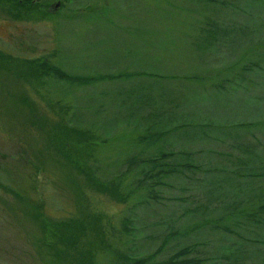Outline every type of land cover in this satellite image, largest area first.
I'll list each match as a JSON object with an SVG mask.
<instances>
[{
  "label": "rangeland",
  "instance_id": "374dc122",
  "mask_svg": "<svg viewBox=\"0 0 264 264\" xmlns=\"http://www.w3.org/2000/svg\"><path fill=\"white\" fill-rule=\"evenodd\" d=\"M26 1L37 4L21 20L0 7V182L21 195L0 187V264H49L43 216L89 212L100 219L80 239L95 264H160L190 244L184 258L197 264H259L264 232L249 215L261 211L264 166L241 170L250 144L264 164V0ZM206 16L224 32H202ZM36 59L83 77L141 73L79 84L35 76ZM62 121L85 133L68 140L82 170L47 142ZM155 159L190 167L157 186L144 177Z\"/></svg>",
  "mask_w": 264,
  "mask_h": 264
},
{
  "label": "trees",
  "instance_id": "16d2710c",
  "mask_svg": "<svg viewBox=\"0 0 264 264\" xmlns=\"http://www.w3.org/2000/svg\"><path fill=\"white\" fill-rule=\"evenodd\" d=\"M33 2L34 1L28 2L26 0H4V1L0 0V7H5V13H8L13 19L21 20L24 18V16H28V14L33 9V6L36 5L37 4L36 2H38V1L35 2L36 4H34ZM4 3L7 4V6ZM210 20L211 19L209 17H207V16L204 17V20L202 22L203 26L201 28L202 32H206V31H213L212 33H216L217 31H221L222 33L224 32L223 29L219 28V26H217V28H216L213 25H210L211 23H213ZM215 29H217V31H215ZM216 34H218V33H216ZM207 35H209V34H207ZM207 38L211 39L212 37L207 36ZM218 38H219V36H217L213 39H215V41H216ZM200 48H202V46H200ZM34 62L37 65L40 64L41 65L40 67L42 68L39 70L38 67L33 68L30 66L29 72L34 73L35 76L43 75V74H41V71H43V72L49 73V74L52 73L60 79H65V80L76 82L79 84H87L90 82H94V80H103V79L118 80L121 78L136 77L141 73V72H133V74H132V73H127V72H119L118 74H115V75L110 74V73H108V74L102 73V74L96 75L95 77L94 76H84L83 77V76L67 74L64 71L58 69L57 67H55L53 65L52 66L49 65L46 60L40 61V60L36 59V60H34ZM251 65L254 68L257 67L256 62L252 63ZM247 69H250V68H247ZM29 107H30L29 110L32 113V116L34 117V121H36L34 108L32 105H30ZM141 109H143V108H141ZM40 119H41V122H39V123H40V128L42 129L44 124H46V120L43 117ZM32 123L37 124V121L32 122ZM45 134H46V137H48L47 142L51 143L52 141H54V142H52L51 147L52 146L56 147V145L59 144L58 147L60 149H57V150L59 153L62 154V157H64V159L67 160L70 164H72V165L76 166V168L80 169V167L78 165H75L70 158V153H69L70 143L68 140H74L75 136H76V138H78L79 136L85 137V133L83 131H81L80 129L73 128V126H69L66 122L62 121V122H59L58 124L51 125L50 128L45 130ZM54 143H56V144L53 145ZM251 145L253 146V144H250L249 146H244V149L242 150V152L245 155L244 156L245 157L244 158L245 165L247 164L246 162H250L251 166L248 167L247 171L241 170V172L244 174H248L253 178V177H257L259 175L258 170H260L259 168L264 166V164L263 163L258 164V165L254 164L255 163L254 160L259 159V161H261V159L254 157L255 149H254V146L250 147ZM45 148H47V147H45ZM168 155H169V157L167 158V161L171 158H174V156L176 157L175 153H171ZM164 156H166V154L163 155V158H164ZM153 162L156 163V167L152 170L146 171L147 174H145L144 177H149V178H155L156 177L157 180H155L152 184H157V186H158V183H160V182H158V176L164 177L166 174L167 175L173 174V173L177 172L179 167L182 168L181 170H185V172H186L187 171L186 169H188L190 167L189 165H185V164L183 165L182 164L176 168H169V167H166V165H164L165 163H163V164L159 163L158 164V159H155ZM163 165L165 167H162ZM250 167L252 169H255V171L252 170V172H250V170H251V169L249 170ZM80 170H82V169H80ZM148 172H149V174H148ZM209 172H210L209 174L214 176V174H213L214 172L213 173H212V171H209ZM224 174H226V173L224 172ZM234 174H236V173H234ZM85 176L88 180L93 182L90 175L85 174ZM215 176H218V175H215ZM219 176H220V174H219ZM235 179L237 180V177H235ZM104 186L107 189V186L102 184V183H101L100 188L103 189ZM0 187L5 189L7 192H10L12 195L14 194V196L16 198H21L20 197L21 195L18 192H16L15 190L6 189L5 185L2 182H0ZM111 188H112L111 191H112L113 195L119 193L118 192L119 186L116 185V186H112ZM151 191L153 192L152 196L154 198L156 197L155 201L159 200L160 195H158L156 192L157 195L154 196L155 191L154 190H151ZM262 200H263V202L261 203V205H259V207L257 209V210H261V211L252 212L249 215V218L252 222L256 223L258 225V227L264 232V199H262ZM42 204L43 203L39 202V201H38V203L35 204L36 211H42L41 210ZM83 215H85V217L87 218V223L84 222L83 217H82ZM99 219H100L99 216H95V214H93L91 212H89L87 214L83 213L79 217L68 218L66 220H55V219H52V217L43 216V218L41 220V230H42V234H43L42 237L45 238L44 247H45V251H46V259L49 262V264H95L92 249H90V248L88 249V247L86 245L82 246V242H81L80 238H81V236H84V237L87 236V233H88L87 230L90 226H92V224L89 225V222L91 221L93 223L95 221H99ZM233 224L235 226H240V224L238 223V220L234 221ZM232 228L224 226L223 230L229 234H233V233H235V230L233 231ZM100 234H102L101 231L95 230V235L100 236ZM260 237H261V239H264V235H262ZM257 241H258L257 242V244H258L260 241L259 240H257ZM60 244L62 245L61 247L59 246ZM254 244H256V241H254ZM193 246H194V244H190V245H185V246L178 248L177 251L174 252V254H172L167 260L161 262L160 264H197V263H199L201 258H195V257L184 258V256H186V254L191 253ZM238 252L239 251L230 252V253L237 256L239 254ZM263 254H264V252H263ZM150 257L151 256H148V257L143 258V259L134 260V264H146L147 261H149ZM259 264H264V256L260 260Z\"/></svg>",
  "mask_w": 264,
  "mask_h": 264
},
{
  "label": "crops",
  "instance_id": "0c3cea01",
  "mask_svg": "<svg viewBox=\"0 0 264 264\" xmlns=\"http://www.w3.org/2000/svg\"><path fill=\"white\" fill-rule=\"evenodd\" d=\"M205 36H207V34H204ZM164 40H169V39H171V37H166V36H164V38H163ZM201 39H203V38H201ZM204 39H208V38H204ZM198 49H201L200 48V46H199V48ZM120 69V68H119ZM133 72H137L138 70H135V69H133L132 70ZM201 79H205V77L203 76ZM146 102V101H145ZM144 102V109H145V112H144V114H146V112L147 111H149L145 106H148L150 103H145ZM147 110V111H146ZM152 113V112H151ZM157 120H161V119H157ZM182 125V124H181ZM168 130V129H167ZM170 130V129H169ZM181 130V129H180Z\"/></svg>",
  "mask_w": 264,
  "mask_h": 264
},
{
  "label": "water",
  "instance_id": "95a60500",
  "mask_svg": "<svg viewBox=\"0 0 264 264\" xmlns=\"http://www.w3.org/2000/svg\"><path fill=\"white\" fill-rule=\"evenodd\" d=\"M59 5H60V3L57 2V3H55V4L53 5V8L56 9Z\"/></svg>",
  "mask_w": 264,
  "mask_h": 264
}]
</instances>
